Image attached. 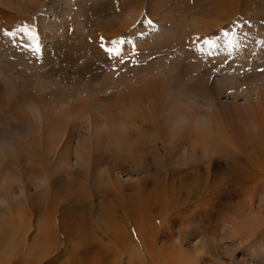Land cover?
<instances>
[{
    "label": "rangeland",
    "instance_id": "rangeland-1",
    "mask_svg": "<svg viewBox=\"0 0 264 264\" xmlns=\"http://www.w3.org/2000/svg\"><path fill=\"white\" fill-rule=\"evenodd\" d=\"M263 122L264 0H0V264H264Z\"/></svg>",
    "mask_w": 264,
    "mask_h": 264
},
{
    "label": "bare ground",
    "instance_id": "bare-ground-1",
    "mask_svg": "<svg viewBox=\"0 0 264 264\" xmlns=\"http://www.w3.org/2000/svg\"><path fill=\"white\" fill-rule=\"evenodd\" d=\"M156 109H158V108H156ZM170 109L172 110V113L171 114L173 116H177V114L180 112V110H179V103L178 102L172 103V108H170ZM169 110H168V112H169ZM178 131H180V130H178ZM202 134L204 136V137L202 136L204 138V140H203L204 146H206L207 151L212 152V150L215 149V147H213V145H212L213 143H211L210 138H208L204 132H202ZM119 138H120V140H122V141L125 142V140L122 137H119ZM126 147H128V146H126ZM209 147H211V149ZM194 189H195V186H194ZM155 193H156V191H155ZM170 197H172V196H170ZM166 199H167V197H166ZM158 203H160V202H158ZM161 203H163V202H161ZM86 223H87L86 221H83V224H84L83 227L86 226ZM86 229H88V228H86ZM80 230L81 229L75 231L74 236H78L79 233H80L79 232ZM87 231H89V230H87ZM89 233H90V231H89ZM45 239H43V240H45ZM118 241H119V243H124V246H126V244H125V243H127L126 242V238L125 239H119ZM45 242L46 241H44L43 243H41V245H40L41 250H42ZM100 242L98 241V243L97 242L96 243H92V240L91 239H85V240H83V239L80 240L79 239V240H76L75 244L72 245L68 250H66V252L63 253L64 254V261L61 264H115L116 260L114 258H115V254H117L118 251L116 252V250L114 249V247L112 245L109 244V245L105 246V245L101 244ZM56 244H58V245L54 246V249L59 248V243H56ZM148 244H149V246L146 247V248H148V250H150V251L146 250L147 251V257H148L147 259H150L151 260L150 261L151 264H161L160 262H158L159 259L157 260V257L155 256V252H154L155 247H152L153 245H151V243H149V242H148ZM31 252H32V250H31ZM157 252H158V255H159L160 259L162 261H165L166 264H169V263H167L168 260L167 261L165 260L166 256L163 254V251L158 250ZM125 253H127V255L133 257V260L137 259L139 261L141 259L140 252L138 251L137 248L136 249H132L131 247H129L127 250L124 251V255H126ZM30 255H31V253L28 254L29 257H30ZM33 256H34V254H33ZM40 256L41 255L37 256V259L34 258L35 260L32 259V261H33L32 264H39V261H40L39 260V257ZM145 257H146V255H145ZM21 260L23 262H25V257H22ZM55 260H57V259H55ZM129 262H130V260H129ZM143 263H144V261H143Z\"/></svg>",
    "mask_w": 264,
    "mask_h": 264
},
{
    "label": "snow or ice",
    "instance_id": "snow-or-ice-1",
    "mask_svg": "<svg viewBox=\"0 0 264 264\" xmlns=\"http://www.w3.org/2000/svg\"><path fill=\"white\" fill-rule=\"evenodd\" d=\"M7 35L9 36H19L23 39H25V46H27V41L28 40H32L35 41L36 40V36L35 34L32 33L31 29L28 27H20L18 32H9L7 33ZM229 35V33L225 32L224 36L227 37ZM103 39V38H102ZM109 43H119L121 45L128 43L127 41L124 40H120L118 42H109ZM203 43L205 45H209L211 48H216L217 44L214 41H210L208 39L203 40ZM102 48H105V51L108 53V55L110 57L115 56V57H119L121 55V50L120 49H116L113 50L111 47H106L105 44H101ZM32 51L34 52V54L39 57L41 55V48L39 46L35 47L34 49H32ZM130 62V61H128ZM121 63H126L124 61H121Z\"/></svg>",
    "mask_w": 264,
    "mask_h": 264
}]
</instances>
